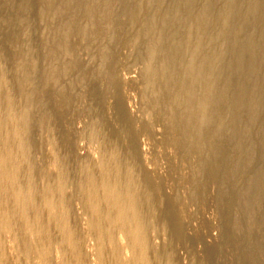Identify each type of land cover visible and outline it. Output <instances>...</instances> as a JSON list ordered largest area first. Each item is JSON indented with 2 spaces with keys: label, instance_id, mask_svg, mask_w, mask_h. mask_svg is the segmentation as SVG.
Returning a JSON list of instances; mask_svg holds the SVG:
<instances>
[{
  "label": "bare ground",
  "instance_id": "bare-ground-1",
  "mask_svg": "<svg viewBox=\"0 0 264 264\" xmlns=\"http://www.w3.org/2000/svg\"><path fill=\"white\" fill-rule=\"evenodd\" d=\"M32 6L31 0H0V32L19 60L16 89L31 113L29 123L40 128L50 123L45 96L71 114L77 85L93 89L96 82L122 102L118 113L128 120L120 85L131 81L120 71L143 64L137 85L140 110L161 122L162 143L188 166L187 198L200 204L214 201L223 243L240 257L236 264H263L264 0H37L45 29L39 73L27 23ZM122 49H127L125 55ZM82 53L88 55L87 62ZM0 99L7 100V95L0 94ZM139 122L154 134L147 120ZM103 133L102 144L111 147L115 160L111 178L126 184L118 198L127 200L128 219L139 225L143 213L137 179L143 176L132 157L141 148L132 132L122 151L112 147L111 133ZM173 190L176 202L178 185ZM14 211L24 213L20 202ZM143 241L140 224L133 242Z\"/></svg>",
  "mask_w": 264,
  "mask_h": 264
},
{
  "label": "rangeland",
  "instance_id": "rangeland-1",
  "mask_svg": "<svg viewBox=\"0 0 264 264\" xmlns=\"http://www.w3.org/2000/svg\"><path fill=\"white\" fill-rule=\"evenodd\" d=\"M31 1L27 23L33 36L35 69L39 73L43 62L41 36L45 29L39 20L37 0ZM126 53L127 49H122L121 55ZM81 58L84 62L89 60L86 53ZM18 64V58L0 32V94L7 95V100L0 99V264L238 262L240 257L235 248L223 243L216 204L210 198L204 204L187 198L188 184L184 181L188 166L174 157L169 144L162 143L161 122L140 110L137 85L143 64L134 63L120 71L123 79L131 81L120 85L128 120H122L118 113L122 102L96 82L93 89L77 85L78 97L71 114L63 113L54 99L45 96V115L51 124L43 128L29 123L31 113L24 108L16 89ZM141 119L148 121L153 135L144 131ZM100 125L106 134L111 133L110 138L118 140L119 146L115 141L114 145L108 142L115 150H126L129 132L136 136L141 148V154L135 151L132 159L143 176L137 179L143 242H133L139 225L128 219L130 208L124 205L127 200L118 198L126 184L111 178L114 155L110 146L102 144L105 133L98 130ZM177 185L179 197L174 202L173 187ZM18 202L24 209L22 215L14 211Z\"/></svg>",
  "mask_w": 264,
  "mask_h": 264
}]
</instances>
